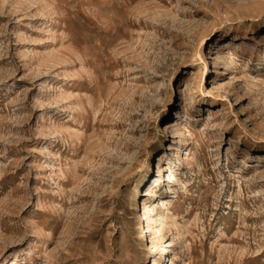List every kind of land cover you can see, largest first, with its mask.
<instances>
[{"label": "rangeland", "instance_id": "374dc122", "mask_svg": "<svg viewBox=\"0 0 264 264\" xmlns=\"http://www.w3.org/2000/svg\"><path fill=\"white\" fill-rule=\"evenodd\" d=\"M263 33L264 0H0V264H264Z\"/></svg>", "mask_w": 264, "mask_h": 264}, {"label": "bare ground", "instance_id": "6f19581e", "mask_svg": "<svg viewBox=\"0 0 264 264\" xmlns=\"http://www.w3.org/2000/svg\"><path fill=\"white\" fill-rule=\"evenodd\" d=\"M262 35H264V33L262 34ZM263 40H264V38H263ZM218 58V57H217ZM217 60V59H216ZM218 60H220V59H218ZM212 87H211V89L208 91V93L210 94V96L212 97V98H214L215 97V95H216V93H217V88H216V86L213 84V85H211ZM176 125L174 124V121H171V122H169V123H166V131L168 132V131H172L173 129H174V127H175ZM171 133V132H170ZM173 133V132H172ZM170 177V176H169ZM169 180V179H168ZM171 180V179H170ZM172 181V180H171ZM165 204V203H164Z\"/></svg>", "mask_w": 264, "mask_h": 264}]
</instances>
